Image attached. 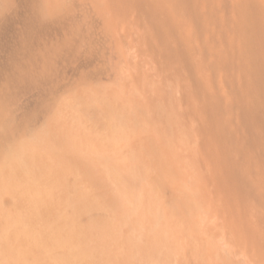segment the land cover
<instances>
[{"label":"rangeland","instance_id":"obj_1","mask_svg":"<svg viewBox=\"0 0 264 264\" xmlns=\"http://www.w3.org/2000/svg\"><path fill=\"white\" fill-rule=\"evenodd\" d=\"M187 1L0 0V264H188L201 107L178 86L226 56ZM210 6L264 93V0Z\"/></svg>","mask_w":264,"mask_h":264},{"label":"bare ground","instance_id":"obj_2","mask_svg":"<svg viewBox=\"0 0 264 264\" xmlns=\"http://www.w3.org/2000/svg\"><path fill=\"white\" fill-rule=\"evenodd\" d=\"M210 1L202 0L209 9L208 21L213 24L207 37L226 57L224 61L219 58L214 71L211 57L205 67L197 66L194 59L185 60L187 75L191 76L184 86H178L179 104L185 98L186 111L194 105L201 107L194 115L189 110L191 126L187 129L200 161L196 167L200 179L192 188L198 207L192 213L193 246L187 247L189 251L195 249L193 254L198 256L203 253L198 246L207 245V254L203 255L216 260L215 264H228L229 260L230 264L238 260L241 264H264V93L250 88L227 25L215 19ZM184 13L189 27L205 29L195 2L188 0ZM198 40L202 48L208 45L200 35ZM173 59L180 62L184 57L176 53ZM191 253L186 254L188 264L207 262L201 255L204 259L197 260L202 263L192 260Z\"/></svg>","mask_w":264,"mask_h":264}]
</instances>
